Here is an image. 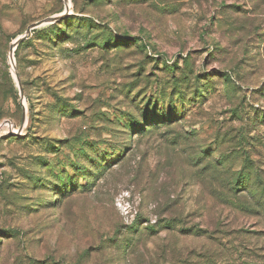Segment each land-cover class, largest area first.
I'll return each mask as SVG.
<instances>
[{
	"label": "rangeland",
	"instance_id": "obj_1",
	"mask_svg": "<svg viewBox=\"0 0 264 264\" xmlns=\"http://www.w3.org/2000/svg\"><path fill=\"white\" fill-rule=\"evenodd\" d=\"M70 2L0 0V264H264V0Z\"/></svg>",
	"mask_w": 264,
	"mask_h": 264
},
{
	"label": "water",
	"instance_id": "obj_2",
	"mask_svg": "<svg viewBox=\"0 0 264 264\" xmlns=\"http://www.w3.org/2000/svg\"><path fill=\"white\" fill-rule=\"evenodd\" d=\"M63 1L66 5V10L63 14H61L59 16H55L53 18L43 20V21H39V22L33 24L32 26H30L28 28V30L26 31V33L23 36L18 37L12 43V45L10 47V51H9V60H10L12 67H13V64L15 63L14 56H15V52H16L17 48L20 46V44H22L25 40L29 39L32 36V33L34 30L41 28L43 26H46V25H52V24H55L57 22H60L65 16H67V14L69 13V8H68V1L69 0H63ZM15 75H16V79H17L18 83L20 84V78L17 76V74H15ZM21 96L23 97L22 89H21ZM23 110L26 111V107L24 105H23Z\"/></svg>",
	"mask_w": 264,
	"mask_h": 264
},
{
	"label": "bare ground",
	"instance_id": "obj_3",
	"mask_svg": "<svg viewBox=\"0 0 264 264\" xmlns=\"http://www.w3.org/2000/svg\"><path fill=\"white\" fill-rule=\"evenodd\" d=\"M68 8H69V10L71 9V2H70V0L68 1ZM13 72H14V70H13ZM14 76H15V72H14ZM16 77V76H15ZM26 105V108H27V104H25ZM9 127H10V129H11V131H17V129L13 126V125H9ZM15 128V129H14ZM18 132V131H17Z\"/></svg>",
	"mask_w": 264,
	"mask_h": 264
}]
</instances>
